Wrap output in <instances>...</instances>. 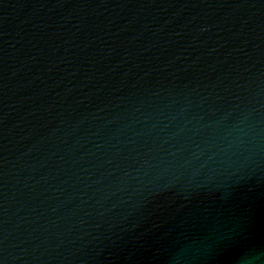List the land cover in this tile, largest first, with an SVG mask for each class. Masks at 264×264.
Here are the masks:
<instances>
[{
	"label": "water",
	"instance_id": "water-1",
	"mask_svg": "<svg viewBox=\"0 0 264 264\" xmlns=\"http://www.w3.org/2000/svg\"><path fill=\"white\" fill-rule=\"evenodd\" d=\"M264 0H0V264H258Z\"/></svg>",
	"mask_w": 264,
	"mask_h": 264
},
{
	"label": "clouds",
	"instance_id": "clouds-1",
	"mask_svg": "<svg viewBox=\"0 0 264 264\" xmlns=\"http://www.w3.org/2000/svg\"><path fill=\"white\" fill-rule=\"evenodd\" d=\"M258 264H264V258H262L261 261L258 262Z\"/></svg>",
	"mask_w": 264,
	"mask_h": 264
}]
</instances>
